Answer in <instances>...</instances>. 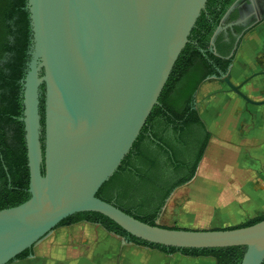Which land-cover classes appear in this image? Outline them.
<instances>
[{
    "label": "water",
    "instance_id": "95a60500",
    "mask_svg": "<svg viewBox=\"0 0 264 264\" xmlns=\"http://www.w3.org/2000/svg\"><path fill=\"white\" fill-rule=\"evenodd\" d=\"M206 2L27 0L32 44L22 79L21 119L31 195L0 210V264L34 248L62 220L83 211L102 213L150 243L176 248L241 245L245 253L240 264H264V219L234 228H169L141 221L97 196L158 103ZM222 29L220 25L215 31L212 45ZM260 73L240 84L232 81L230 71L219 77L247 102L262 105L264 100L242 91Z\"/></svg>",
    "mask_w": 264,
    "mask_h": 264
},
{
    "label": "trees",
    "instance_id": "16d2710c",
    "mask_svg": "<svg viewBox=\"0 0 264 264\" xmlns=\"http://www.w3.org/2000/svg\"><path fill=\"white\" fill-rule=\"evenodd\" d=\"M234 1L207 0L190 32L189 42L177 58L138 138L114 174L97 192L101 199L151 225L180 228L160 224L158 219L175 189L195 177L212 137L196 108L195 95L205 79L227 73L235 58V55L227 58L233 48V37L224 48L222 32L216 37L215 52L211 45L216 27ZM236 15L235 11L231 18ZM31 44L27 0H0V210L21 204L31 195L25 124L21 119L24 111L22 79L26 75ZM44 109L42 86L43 126ZM42 143L44 146V137ZM263 219L264 214L224 228L248 226ZM79 222L99 224L130 243L167 255L212 257L215 264H240L245 253V247L241 245L176 248L150 243L95 211L75 213L62 220L55 229ZM31 254L33 248L26 249L9 263L25 260Z\"/></svg>",
    "mask_w": 264,
    "mask_h": 264
},
{
    "label": "rangeland",
    "instance_id": "374dc122",
    "mask_svg": "<svg viewBox=\"0 0 264 264\" xmlns=\"http://www.w3.org/2000/svg\"><path fill=\"white\" fill-rule=\"evenodd\" d=\"M259 71H264V22L244 37L230 70L231 79L240 84ZM242 91L254 100L264 99V74L249 80ZM195 105L207 125L213 126L212 138L197 174L192 181L175 189L158 222L174 227L214 229L239 225L263 215L261 203L250 201H257L263 192L259 185L264 183V163H260L264 157V138L259 133L264 130V105L247 102L215 77L202 82ZM253 206L260 207L250 213ZM179 256V253L165 255L164 263L178 257L174 264H215L212 257Z\"/></svg>",
    "mask_w": 264,
    "mask_h": 264
},
{
    "label": "crops",
    "instance_id": "0c3cea01",
    "mask_svg": "<svg viewBox=\"0 0 264 264\" xmlns=\"http://www.w3.org/2000/svg\"><path fill=\"white\" fill-rule=\"evenodd\" d=\"M202 119L208 130L212 132L213 126H208L203 117ZM260 132L259 135L264 138V130ZM261 162L264 163V157L263 160L261 157ZM252 164L255 167L254 163ZM259 187L263 190L262 194L257 201L251 200L250 202L259 203V205L261 203V208H264V183ZM260 206L251 207L249 212L253 213ZM151 250L130 243L108 232L99 224L79 222L54 229L34 246L32 257L12 264H127L126 261L129 260H132L133 264H165L167 254ZM179 255L182 259H186L183 255ZM178 259V257H172L166 264L177 263Z\"/></svg>",
    "mask_w": 264,
    "mask_h": 264
},
{
    "label": "flooded vegetation",
    "instance_id": "af4514ba",
    "mask_svg": "<svg viewBox=\"0 0 264 264\" xmlns=\"http://www.w3.org/2000/svg\"><path fill=\"white\" fill-rule=\"evenodd\" d=\"M234 4H235V8L233 10H231L229 12V14H227L229 9L231 8V6H233ZM231 6L223 14V16H222V18L220 20V23L216 27L215 31L218 29V27L220 25L223 27V29L219 32V34L223 32V38H222V41H221V45L224 48H226L228 46V44H230L232 37L235 39L234 44H233V47H234V45H235V43L237 41V38L242 34V36L240 37V39L238 41L237 49L234 52V55L236 57V54L238 52V49H239L244 37L251 30H253L255 27L259 26L260 24H262L264 22V0H235ZM235 11L237 12V15L235 16V18L234 17L231 18L232 15L235 13ZM215 31H214V33H215ZM214 33H213V35H214ZM211 40H212V38H211ZM213 49H214V52H215V46L213 47ZM232 50H233V48H232ZM233 62H234V60H233ZM233 62L231 64V68H232ZM230 70L231 69L228 68L227 73ZM260 72H263V73H260ZM256 73H260V74H257V75H263L264 71H259V72H256ZM256 73H254V74H256ZM254 77H252V78H254ZM215 78H217V79L219 78L220 80H222L221 77H219V76H217ZM262 100H264V99H262ZM16 261H19V260H15L12 263H14ZM12 263H8V264H12Z\"/></svg>",
    "mask_w": 264,
    "mask_h": 264
}]
</instances>
